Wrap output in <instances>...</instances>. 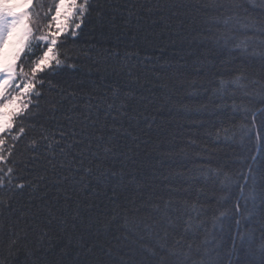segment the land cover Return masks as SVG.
Masks as SVG:
<instances>
[{
	"label": "trees",
	"instance_id": "obj_1",
	"mask_svg": "<svg viewBox=\"0 0 264 264\" xmlns=\"http://www.w3.org/2000/svg\"><path fill=\"white\" fill-rule=\"evenodd\" d=\"M0 138V264H264V0H88Z\"/></svg>",
	"mask_w": 264,
	"mask_h": 264
},
{
	"label": "rangeland",
	"instance_id": "obj_2",
	"mask_svg": "<svg viewBox=\"0 0 264 264\" xmlns=\"http://www.w3.org/2000/svg\"><path fill=\"white\" fill-rule=\"evenodd\" d=\"M88 0H56L49 16L47 32L51 37H41L48 44L44 56L36 63V70L50 66L56 58L52 37L67 32H76ZM33 0H0V82L6 81L0 89V138L12 125L13 116L22 109L28 95L34 91L31 79L21 78L17 72V60L14 69L9 65L14 51L20 43L25 45L17 58L25 50L31 27L28 23ZM59 6V7H58ZM2 142L0 141V147Z\"/></svg>",
	"mask_w": 264,
	"mask_h": 264
},
{
	"label": "bare ground",
	"instance_id": "obj_3",
	"mask_svg": "<svg viewBox=\"0 0 264 264\" xmlns=\"http://www.w3.org/2000/svg\"><path fill=\"white\" fill-rule=\"evenodd\" d=\"M59 7V6H58ZM23 42H24V40H23ZM23 42L22 43H20L19 44V46L17 47V49L14 51V53H13V56H12V60H11V62L9 63V65L12 67V69H14V64H15V61L17 60L16 58H17V56H18V54L20 53V51L21 50H23V48H24V44H23ZM7 82V80L6 81H1L0 82V89H4V86H5V83Z\"/></svg>",
	"mask_w": 264,
	"mask_h": 264
}]
</instances>
